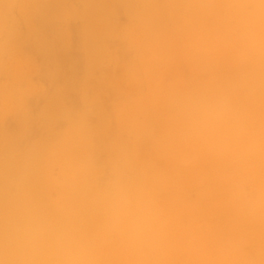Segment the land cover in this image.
Wrapping results in <instances>:
<instances>
[{
  "label": "clouds",
  "instance_id": "clouds-1",
  "mask_svg": "<svg viewBox=\"0 0 264 264\" xmlns=\"http://www.w3.org/2000/svg\"><path fill=\"white\" fill-rule=\"evenodd\" d=\"M164 6L197 25L189 55L200 78L157 77L151 103L117 97L108 118L115 135L102 141L95 121L104 65L86 58L46 120L36 128L25 120L0 137V264H170L181 244L197 264H264V0ZM69 14L50 0H0V112H25L27 98L45 90L46 65L29 42ZM129 39L142 73L160 71L145 61V38ZM154 105L164 113L162 131ZM146 141L185 169L202 157L218 162L249 230L210 248L178 240L165 200L176 180L142 159Z\"/></svg>",
  "mask_w": 264,
  "mask_h": 264
},
{
  "label": "rangeland",
  "instance_id": "rangeland-1",
  "mask_svg": "<svg viewBox=\"0 0 264 264\" xmlns=\"http://www.w3.org/2000/svg\"><path fill=\"white\" fill-rule=\"evenodd\" d=\"M164 5L165 0H50V7L67 8L70 14L46 23L29 42L36 60L46 65L45 90L27 98L25 112H0V137L19 131L25 120L33 128L46 120L65 98L70 77L79 74L86 58L104 65L103 80L96 84L99 110L95 121L102 141L115 135V124L109 125L108 118L117 97L151 103L157 77L161 83L173 75L199 79L202 68L189 55L197 25L185 24ZM144 6L148 14L138 15L137 10ZM133 34L145 38V61L157 64L160 71L142 73L130 48ZM153 56L157 59L152 60ZM152 115L157 131H162L165 118L158 105H154ZM141 156L176 180L175 190L166 194L165 200L178 240L195 239L210 248L232 234L249 230L218 179V162L202 157L185 169L175 158L155 153L147 141L141 147ZM170 264L197 261L181 244L170 257Z\"/></svg>",
  "mask_w": 264,
  "mask_h": 264
}]
</instances>
